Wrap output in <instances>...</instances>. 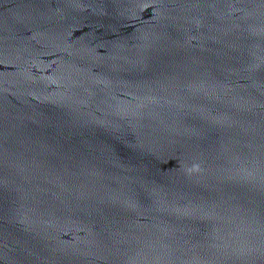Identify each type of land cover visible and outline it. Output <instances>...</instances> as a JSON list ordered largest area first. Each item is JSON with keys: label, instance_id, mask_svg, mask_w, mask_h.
Wrapping results in <instances>:
<instances>
[{"label": "water", "instance_id": "1", "mask_svg": "<svg viewBox=\"0 0 264 264\" xmlns=\"http://www.w3.org/2000/svg\"><path fill=\"white\" fill-rule=\"evenodd\" d=\"M0 264H264V0H0Z\"/></svg>", "mask_w": 264, "mask_h": 264}]
</instances>
